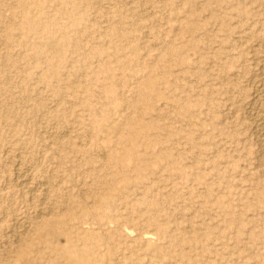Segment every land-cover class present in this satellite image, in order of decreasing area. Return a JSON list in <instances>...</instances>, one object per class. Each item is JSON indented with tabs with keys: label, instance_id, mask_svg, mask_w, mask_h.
I'll return each instance as SVG.
<instances>
[{
	"label": "rangeland",
	"instance_id": "1",
	"mask_svg": "<svg viewBox=\"0 0 264 264\" xmlns=\"http://www.w3.org/2000/svg\"><path fill=\"white\" fill-rule=\"evenodd\" d=\"M0 264H264V0H0Z\"/></svg>",
	"mask_w": 264,
	"mask_h": 264
}]
</instances>
